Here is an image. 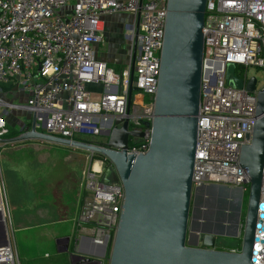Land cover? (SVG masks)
<instances>
[{
	"label": "built area",
	"instance_id": "built-area-1",
	"mask_svg": "<svg viewBox=\"0 0 264 264\" xmlns=\"http://www.w3.org/2000/svg\"><path fill=\"white\" fill-rule=\"evenodd\" d=\"M167 7L168 0H0V84L7 94H21L24 100L8 103L0 89V108L36 116L38 132L87 144H97L91 138L112 130V119L128 120L129 131L144 134L129 138L128 154L146 153L152 142ZM117 14L131 16L133 26L121 68L102 60L97 51L104 19ZM204 35L193 189L218 185L246 190L249 177L240 165L241 149L252 143L264 87L249 92L251 78L239 75L237 68H264V0H208ZM229 64L243 80L241 89L227 80ZM5 115L0 114V141L11 133ZM5 144L0 142V149ZM95 155L88 156L90 165L83 172L78 224L89 228L92 252L99 257H75L74 264H109L124 210L123 185L101 181L112 163L97 159L96 169ZM259 236L264 239V231ZM263 255L264 249L254 264H264ZM0 264H19L11 243L0 248Z\"/></svg>",
	"mask_w": 264,
	"mask_h": 264
},
{
	"label": "water",
	"instance_id": "water-1",
	"mask_svg": "<svg viewBox=\"0 0 264 264\" xmlns=\"http://www.w3.org/2000/svg\"><path fill=\"white\" fill-rule=\"evenodd\" d=\"M208 0H168L161 68L152 123V142L146 153L128 154L129 121L115 118L102 135L105 143L87 144L37 131V118L14 138L15 144L43 141L106 157L112 163L102 174L105 185H123L124 210L109 264H254L264 249V90L258 95L252 143L242 145L240 165L249 177L250 197L245 224L241 225L244 191L226 186L193 189L205 54V16ZM140 32L138 19L136 36ZM137 45V43H136ZM136 59L133 65H135ZM227 80L241 89L236 66H227ZM257 79L246 88L253 93ZM149 124H147V127ZM226 190L231 207L224 212L222 231L212 230L207 215L223 213L214 202H202L201 193ZM192 201H195L192 215ZM204 216H203V215ZM2 213L0 211V218ZM193 216L192 228L190 219ZM240 225L242 232L240 231ZM242 237L240 252L219 250L222 238ZM10 245L6 225L0 222V248ZM264 259V255H263Z\"/></svg>",
	"mask_w": 264,
	"mask_h": 264
},
{
	"label": "crops",
	"instance_id": "crops-1",
	"mask_svg": "<svg viewBox=\"0 0 264 264\" xmlns=\"http://www.w3.org/2000/svg\"><path fill=\"white\" fill-rule=\"evenodd\" d=\"M131 31V16L117 14L105 18L101 32L102 43L97 48L98 54L105 48L101 54L102 60L112 67L121 68L126 62L132 42ZM12 120V125L20 124L19 132L27 125ZM27 143H31V140L5 144L0 149V222L6 225L10 243L13 245L12 238L15 239L16 234L31 232L28 241L36 239L39 243H51L59 254H69L70 264H74L75 257L98 259L99 256H94L92 252L94 247L89 228L78 224L85 196L82 183L86 168L76 180L57 178L52 174L54 164L49 161L51 156L44 155L50 153L42 152L37 145ZM74 163L81 165V160ZM225 212L228 213L227 210ZM13 247L16 248L15 245ZM29 249L26 243L25 250ZM36 255L27 257L32 260Z\"/></svg>",
	"mask_w": 264,
	"mask_h": 264
},
{
	"label": "rangeland",
	"instance_id": "rangeland-1",
	"mask_svg": "<svg viewBox=\"0 0 264 264\" xmlns=\"http://www.w3.org/2000/svg\"><path fill=\"white\" fill-rule=\"evenodd\" d=\"M68 10V8H65L60 11V13H63L64 11ZM131 25L130 22H125V24ZM105 43V42H104ZM105 51V48L101 50V53H99V57L102 59L101 54ZM238 72H246L248 74L249 78H256L257 79V85L259 88L264 87V68L259 67H250L248 69L246 68H237ZM241 75L240 73H238ZM5 84H0V89L3 91L2 98L8 102L11 103L14 100H18V102L21 99V94H16L15 96H12V94H7L4 87ZM6 93V94H4ZM20 103H24V100H21ZM5 111H7V115H5ZM0 114L5 115L4 118L11 130V132H19L20 131V124L17 123L16 125H12L10 123V120L13 122L12 119H16L17 121H20L22 124H28L31 122L32 114L29 113H21L17 110H8V109H1L0 108ZM27 116V117H25ZM17 130V131H15ZM39 131H44L43 129H39ZM8 138V136H7ZM5 138V139H7ZM92 142H95L97 144L99 143H105L107 141V137L104 135L96 136L91 138ZM18 144V143H16ZM27 144H34L37 145L38 148L42 150V152H49L50 154H44L46 156L50 155V160L52 164H54V167L52 168V174H54L57 178H63L67 177V179L73 178L76 180L78 176H82V171L86 168H89L90 160H87L86 156H89L90 153L75 149L69 146H64L60 144L55 143H49V142H43V141H33L31 143ZM97 155H95L96 157ZM78 159L81 160V165L75 164L74 162H78ZM100 159H103L100 157ZM97 160V159H95ZM96 161L93 162V165H96ZM83 188V185H82ZM226 188L231 189V187L226 186ZM243 189V188H241ZM84 190V188H83ZM195 190V189H194ZM243 195V204H242V212H241V225L245 224L247 219V213H248V205H249V197H250V185H246V190H244ZM228 193L226 190L223 189H211L210 191H204L201 193V199L204 204L206 202H214L217 206H220L224 215V212L226 209L231 207V203L229 198L227 197ZM217 212V209H215ZM225 216V215H224ZM31 233V232H30ZM16 234L15 239L12 238L13 245L17 248V255L19 264H70V256L69 254H59L56 248H52L51 243H39L36 239H31L28 241L27 237H29V234ZM27 240V242H26ZM242 240L243 238L240 237L238 239H228V238H222L221 239V246L218 248L219 250L223 251H231V252H240L238 249H242ZM28 244L30 249L25 250V244ZM27 251V252H26ZM26 252V255H25ZM39 254V255H36ZM41 253V254H40ZM48 256H45L48 254ZM70 253V252H69ZM36 255L34 259L29 260L27 256H33Z\"/></svg>",
	"mask_w": 264,
	"mask_h": 264
},
{
	"label": "flooded vegetation",
	"instance_id": "flooded-vegetation-1",
	"mask_svg": "<svg viewBox=\"0 0 264 264\" xmlns=\"http://www.w3.org/2000/svg\"><path fill=\"white\" fill-rule=\"evenodd\" d=\"M238 73H240L241 74V76H243V77H245V76H247L248 74L246 73V72H238ZM28 126H30V122L25 126V128L26 127H28ZM24 128V129H25ZM90 155H91V153H90ZM99 156V155H98ZM95 157V156H94ZM103 158V157H102ZM94 161H95V158H94ZM109 166H111V165H109ZM108 166V167H109ZM106 170V169H105ZM104 170V171H105ZM194 202L195 201H192V215H193V207L195 206V204H194ZM203 215V214H202ZM204 216V215H203ZM207 221L210 223V227H211V229L212 230H218V231H222V227L220 226V224L221 223H223V219H224V215H223V213L221 214V213H219V214H217V212L215 211L214 212V214L213 215H210V214H208L207 216ZM193 216L191 217V219H190V229L192 228V222H193ZM222 241H220V243H221Z\"/></svg>",
	"mask_w": 264,
	"mask_h": 264
},
{
	"label": "trees",
	"instance_id": "trees-1",
	"mask_svg": "<svg viewBox=\"0 0 264 264\" xmlns=\"http://www.w3.org/2000/svg\"><path fill=\"white\" fill-rule=\"evenodd\" d=\"M20 134V132H12L9 134V138H14L17 137ZM24 142H29V141H24ZM32 142V141H31ZM101 156H96L95 159H100ZM241 249H238L240 251Z\"/></svg>",
	"mask_w": 264,
	"mask_h": 264
},
{
	"label": "bare ground",
	"instance_id": "bare-ground-1",
	"mask_svg": "<svg viewBox=\"0 0 264 264\" xmlns=\"http://www.w3.org/2000/svg\"><path fill=\"white\" fill-rule=\"evenodd\" d=\"M96 169H99V164H96Z\"/></svg>",
	"mask_w": 264,
	"mask_h": 264
}]
</instances>
